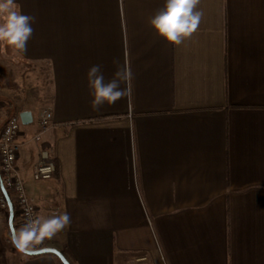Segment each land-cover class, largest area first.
<instances>
[{"label":"crops","instance_id":"obj_1","mask_svg":"<svg viewBox=\"0 0 264 264\" xmlns=\"http://www.w3.org/2000/svg\"><path fill=\"white\" fill-rule=\"evenodd\" d=\"M16 3L36 17L33 37L26 53L0 47L45 64L40 146L56 172L32 180L36 149L28 172L19 150L16 169L37 216L72 219L44 246L70 264H264V0H200L179 46L150 24L164 0ZM114 58L133 72L131 94L93 110L87 72L111 79Z\"/></svg>","mask_w":264,"mask_h":264},{"label":"clouds","instance_id":"obj_2","mask_svg":"<svg viewBox=\"0 0 264 264\" xmlns=\"http://www.w3.org/2000/svg\"><path fill=\"white\" fill-rule=\"evenodd\" d=\"M199 4L200 0H164L163 7L151 17L150 24L166 42L179 46L191 38L201 24L203 12L198 8ZM0 17H3L0 41L26 53L27 43L35 31L33 24L36 17L20 10L16 0H0ZM113 64L116 71L109 80H105L99 64L93 65L87 72L93 110L98 111L105 104L113 105L131 94V68L127 64L121 66L117 58L113 59ZM71 223V216L67 212L48 217H33L29 212L25 223L12 237V244L18 251L26 253L44 240L53 238Z\"/></svg>","mask_w":264,"mask_h":264},{"label":"rangeland","instance_id":"obj_3","mask_svg":"<svg viewBox=\"0 0 264 264\" xmlns=\"http://www.w3.org/2000/svg\"><path fill=\"white\" fill-rule=\"evenodd\" d=\"M2 20L3 17H0V22ZM1 43L7 46L6 42L0 41ZM2 49L0 50V121L10 116H18L22 111L31 113L32 122L28 125H22L19 122V131L15 138L16 143L21 141L25 143L19 149L21 152L19 166L28 172L31 160L30 151H35L31 138L38 131V115L46 109L50 98L49 77L45 64L19 62L9 53H4ZM38 185L42 184L38 183ZM31 196L37 198L38 194L32 192ZM4 212L3 232L6 234V240L0 241V264H19L24 255L11 242L7 225V209Z\"/></svg>","mask_w":264,"mask_h":264},{"label":"built area","instance_id":"obj_4","mask_svg":"<svg viewBox=\"0 0 264 264\" xmlns=\"http://www.w3.org/2000/svg\"><path fill=\"white\" fill-rule=\"evenodd\" d=\"M52 116L49 110L43 109L37 118L38 131L33 135L31 141L36 149L34 163L31 169V178L35 182L47 181L51 179L55 172V161L50 151L40 146L42 135L51 124ZM19 117L10 116L0 121V183L6 190L13 205V211L17 215V222L21 227L29 212L33 217L37 216L35 206L28 199L24 182L18 175L16 161L19 157V145L15 138L19 131ZM15 208V210H14ZM0 209H7V204L0 190ZM45 240L33 247L40 249L44 247Z\"/></svg>","mask_w":264,"mask_h":264},{"label":"water","instance_id":"obj_5","mask_svg":"<svg viewBox=\"0 0 264 264\" xmlns=\"http://www.w3.org/2000/svg\"><path fill=\"white\" fill-rule=\"evenodd\" d=\"M20 123L22 125H28L32 122V116L31 113L29 111H22L18 114ZM0 190L2 195L4 196L5 200H6V204H7V225H8V229H9V233H10V238H11V242H12V237L15 235V230L13 227V218H14V211H13V205L9 199V196L6 192V190L4 189L3 185L0 183ZM20 252V251H19ZM22 253V252H20ZM23 255L26 256H39V255H46V254H51L54 255L61 264H70L69 261L65 258V256L63 255V253L55 248L52 247H42L40 249H30L28 252L26 253H22Z\"/></svg>","mask_w":264,"mask_h":264},{"label":"trees","instance_id":"obj_6","mask_svg":"<svg viewBox=\"0 0 264 264\" xmlns=\"http://www.w3.org/2000/svg\"><path fill=\"white\" fill-rule=\"evenodd\" d=\"M98 120V119H96ZM15 210V208H14ZM13 227H14V230L16 231L19 227V223L17 222V215L16 213L14 212V218H13ZM39 256H52V257H55L54 255H51V254H46V255H39ZM39 256H28V258H36V257H39ZM56 258V257H55ZM58 263L60 264V262L58 261Z\"/></svg>","mask_w":264,"mask_h":264}]
</instances>
